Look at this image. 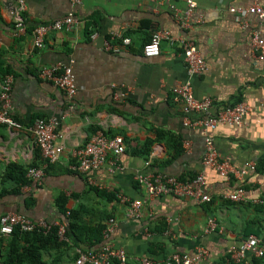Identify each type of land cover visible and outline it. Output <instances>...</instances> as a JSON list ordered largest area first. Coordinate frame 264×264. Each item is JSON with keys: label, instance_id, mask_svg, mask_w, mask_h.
<instances>
[{"label": "crops", "instance_id": "crops-1", "mask_svg": "<svg viewBox=\"0 0 264 264\" xmlns=\"http://www.w3.org/2000/svg\"><path fill=\"white\" fill-rule=\"evenodd\" d=\"M26 3L21 14L24 31L15 35L16 1L0 0V89L4 76L11 74L12 114L18 124L0 125V215L18 212L65 221L58 206L63 198L66 209L82 213L87 228L99 221L105 224L100 243L89 245L70 237L44 253L46 264H76L78 248L97 250L107 243L125 250V264H141L143 257L162 260L173 252L193 254L198 248L207 251L199 264H234L229 256L232 245L248 235L264 240V57L255 56L251 47L254 34L264 40V18L246 12L253 4L264 8V0H196L186 25L181 23L186 16L183 0H82L75 6L71 0ZM69 12L74 13L73 26L48 31L44 46L35 47L34 27ZM155 29L194 42L204 70L188 72L177 40L162 39L158 56H144L143 45ZM115 34L130 39L118 53L104 48L105 40L112 44L118 40ZM56 63L72 69L77 87L72 98L38 76L41 66ZM186 81L196 98H212V113L235 101L246 102L244 123H220L205 131L185 125L173 89ZM36 117L57 122V141L64 149L45 167L40 182L29 178V184L13 193L11 184L1 181L9 164L26 169L45 164L28 130ZM97 130L122 136L125 151L109 154L104 165L88 173L74 169L73 151ZM206 136L237 172L225 178L202 164ZM150 140L148 153L141 155L140 148ZM151 172L180 179L202 173L203 191L211 200L150 196L135 176ZM238 187L244 189V200L221 198ZM118 194L141 201L139 217L126 215L127 203ZM209 218L217 224L215 231H205ZM109 219L115 224L104 234ZM4 244L0 240V258ZM247 260L264 264V257L248 254ZM110 264L120 263L113 259Z\"/></svg>", "mask_w": 264, "mask_h": 264}, {"label": "built area", "instance_id": "built-area-1", "mask_svg": "<svg viewBox=\"0 0 264 264\" xmlns=\"http://www.w3.org/2000/svg\"><path fill=\"white\" fill-rule=\"evenodd\" d=\"M17 8V17L15 20V35H20L25 28L24 20L21 16L26 11V0H15ZM186 3V10L182 25L187 24L186 17L190 15L192 9L196 6V0H183ZM73 6L82 3V0H71ZM231 10L235 11L234 8ZM246 12L257 14L264 18V8L253 4ZM75 17L73 12H69L64 17L55 19L50 23L39 24L33 29L34 46L42 48L44 39L50 30H64L73 26ZM97 32H93L91 37H95ZM119 37L115 43L110 40L104 41V48L108 51L118 53L124 49L130 42L128 37L116 35ZM168 39L177 40L182 50L188 72L190 74H200L205 68V62L198 48L189 39L183 37H173L169 31L155 29L152 31L150 40L142 48L143 55L146 57H155L160 53V41ZM252 51L258 58L264 57V40L256 33L252 37ZM41 79L52 82L57 88L72 98L77 90L74 74L69 65L56 63L52 65H43L38 71ZM13 77L11 74L4 76L0 89V125L13 127L18 125L12 114L11 106V85ZM175 99L180 102L184 114V124L193 127H201L204 131L215 128L218 124L242 125L244 116L249 111V105L244 101L228 104L225 107L212 113L210 109L213 105L211 97L198 99L195 97L189 81L178 84L173 89ZM118 98V97H116ZM192 113L199 114L198 117L192 118ZM57 122L54 119H45L36 117L28 130L32 133L36 144L39 147L45 164L41 166H29L27 168V177L40 182L44 175L45 167L49 163H54L60 158L63 152V145L58 140V131H56ZM205 148L201 162L205 167L213 169L219 176L228 178L232 173L237 172L234 167L226 160L221 159L216 151L213 142L209 136L205 137ZM125 151L124 139L120 135L107 136L103 131L97 130L82 145L73 151L76 163L73 168L83 173H88L104 165L108 161V155H118ZM112 164L113 161L109 160ZM149 162H146L148 164ZM136 182L141 186L148 195H173L177 197H193L194 199L206 202L211 197L203 191L204 177L202 173L187 179H180L173 175L163 173H138L135 176ZM119 200L127 203L126 215L131 218L140 216L141 201L138 199L129 200L128 197L118 194ZM223 199L231 201L244 200V189L238 187L233 191L226 192L222 195ZM115 224L113 219H109L104 234H107L110 227ZM15 228L21 231H37L41 233L50 232L56 228V234L60 241L68 242L67 235L68 222H52L45 218L34 219L18 212H6L0 215V236L10 235ZM217 224L213 218L207 220L205 231H215ZM76 264H110L114 259L120 264H125L127 260L126 252L123 248L114 247L111 244H103L97 250H76ZM207 251L204 248H198L193 254L173 252L165 258L157 259L152 257H143L140 259L141 264H199L206 256ZM251 255L257 258L264 257V240L255 235H248L245 240L237 245H232L229 249V256L234 264H251L247 256Z\"/></svg>", "mask_w": 264, "mask_h": 264}, {"label": "trees", "instance_id": "trees-1", "mask_svg": "<svg viewBox=\"0 0 264 264\" xmlns=\"http://www.w3.org/2000/svg\"><path fill=\"white\" fill-rule=\"evenodd\" d=\"M9 74V73H8ZM237 102V101H235ZM96 130V129H94ZM151 140L146 142L139 153L146 155ZM27 169L21 165L11 163L1 175V181L11 184L13 193L19 192L23 185H27L30 179L26 176ZM58 206L61 215L68 222L67 235L77 240L84 239L89 245L102 241L103 222L95 224V227L87 228L82 213L77 209H66L63 198L59 200ZM84 233V238L81 235ZM4 240V253L1 254L0 264H46L44 253L54 248H58L67 242L60 241L56 234V228L50 232L41 233L37 231L25 232L15 228L10 235L0 236Z\"/></svg>", "mask_w": 264, "mask_h": 264}]
</instances>
